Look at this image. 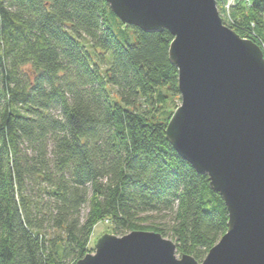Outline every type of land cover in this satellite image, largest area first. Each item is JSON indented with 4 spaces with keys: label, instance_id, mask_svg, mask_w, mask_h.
I'll return each instance as SVG.
<instances>
[{
    "label": "trees",
    "instance_id": "obj_1",
    "mask_svg": "<svg viewBox=\"0 0 264 264\" xmlns=\"http://www.w3.org/2000/svg\"><path fill=\"white\" fill-rule=\"evenodd\" d=\"M225 3L223 25L262 49L264 0L228 16ZM172 39L125 25L106 0H0V264H76L103 220L197 263L225 234L223 199L158 120L180 97Z\"/></svg>",
    "mask_w": 264,
    "mask_h": 264
},
{
    "label": "water",
    "instance_id": "obj_2",
    "mask_svg": "<svg viewBox=\"0 0 264 264\" xmlns=\"http://www.w3.org/2000/svg\"><path fill=\"white\" fill-rule=\"evenodd\" d=\"M34 1V0H31ZM125 25L167 30L180 106L165 138L223 199L227 230L201 263L158 233L103 235L76 264H264V57L224 26L217 0H106Z\"/></svg>",
    "mask_w": 264,
    "mask_h": 264
},
{
    "label": "rangeland",
    "instance_id": "obj_3",
    "mask_svg": "<svg viewBox=\"0 0 264 264\" xmlns=\"http://www.w3.org/2000/svg\"><path fill=\"white\" fill-rule=\"evenodd\" d=\"M229 0H226L225 6H224V10L226 11V15L227 13L230 12V9L226 8L227 2ZM228 16V15H227ZM222 19V16H220ZM224 18V16H223ZM225 26V25H224ZM114 32L116 33V35L118 36V38L123 41V35L120 34V29L119 26H113ZM134 42V38L132 37L129 41V43H133ZM261 51L263 52V56H264V49H261ZM163 93H166L165 90L162 91ZM167 94V93H166ZM181 104V100L180 97L178 96H169V101L168 103L161 107L159 109L160 114L158 117V120L165 122L166 124H168L169 120L171 119L173 113L175 112V110L180 106ZM103 235H114V233H112V225L110 223V221L108 220H103L101 222H99L96 226L94 235H93V248H94V244L96 243V241ZM166 239L170 240L168 237H166ZM176 254V257L179 258L180 255Z\"/></svg>",
    "mask_w": 264,
    "mask_h": 264
},
{
    "label": "built area",
    "instance_id": "obj_4",
    "mask_svg": "<svg viewBox=\"0 0 264 264\" xmlns=\"http://www.w3.org/2000/svg\"><path fill=\"white\" fill-rule=\"evenodd\" d=\"M234 3H235V0H229V1L227 2L226 8H227V9L231 8V7L234 5ZM262 49H264V46H263ZM262 53H263V52H262Z\"/></svg>",
    "mask_w": 264,
    "mask_h": 264
}]
</instances>
